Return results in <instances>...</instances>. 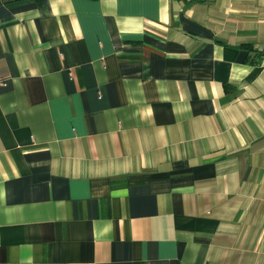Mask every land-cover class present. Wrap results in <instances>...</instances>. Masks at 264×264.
Returning a JSON list of instances; mask_svg holds the SVG:
<instances>
[{"label":"crops","instance_id":"1","mask_svg":"<svg viewBox=\"0 0 264 264\" xmlns=\"http://www.w3.org/2000/svg\"><path fill=\"white\" fill-rule=\"evenodd\" d=\"M0 264H264V0H0Z\"/></svg>","mask_w":264,"mask_h":264}]
</instances>
